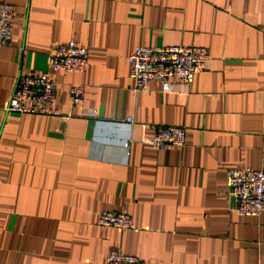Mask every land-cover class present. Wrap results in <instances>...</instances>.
<instances>
[{"label":"crops","instance_id":"1","mask_svg":"<svg viewBox=\"0 0 264 264\" xmlns=\"http://www.w3.org/2000/svg\"><path fill=\"white\" fill-rule=\"evenodd\" d=\"M0 3L17 26L0 46V264H103L111 250L141 264H264V211H232L225 176L264 172V0ZM68 42L88 65L52 74L60 118L4 113L18 75H40ZM179 45L209 52L189 87L132 91V49ZM71 87L83 91L81 109ZM88 111L131 117L129 132L94 129ZM171 126L184 129L182 149L148 144ZM100 211H124L132 228L95 226Z\"/></svg>","mask_w":264,"mask_h":264},{"label":"built area","instance_id":"2","mask_svg":"<svg viewBox=\"0 0 264 264\" xmlns=\"http://www.w3.org/2000/svg\"><path fill=\"white\" fill-rule=\"evenodd\" d=\"M15 13L11 5L0 3V46H6L14 27ZM87 50L68 42L49 51L45 58V70L40 75L23 74L15 79L8 100L3 104L4 113L18 115H42L60 118L54 108L56 84L51 76L54 73H84L87 68ZM209 59L204 47L179 45L168 47L137 46L128 54V79L135 93L145 92L150 83L161 85L171 81L189 87L194 76L202 72ZM71 105L81 109L83 91L71 87L66 92ZM86 116L93 120L94 129L113 125L129 132L132 118L126 117L118 122H104L88 111ZM128 138L120 141L123 150L128 148ZM156 150H180L185 145V132L181 127H161L148 143ZM126 153V152H125ZM226 186L229 199H233L231 210L240 217H258L264 211V172L252 168L227 169ZM95 226L129 230L132 228L130 217L124 211H100ZM103 264H141L135 256L125 255L119 250L107 253Z\"/></svg>","mask_w":264,"mask_h":264},{"label":"water","instance_id":"3","mask_svg":"<svg viewBox=\"0 0 264 264\" xmlns=\"http://www.w3.org/2000/svg\"><path fill=\"white\" fill-rule=\"evenodd\" d=\"M231 202H233V199H231Z\"/></svg>","mask_w":264,"mask_h":264}]
</instances>
